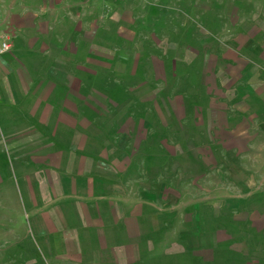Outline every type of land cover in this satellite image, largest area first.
Masks as SVG:
<instances>
[{"label":"rangeland","instance_id":"rangeland-1","mask_svg":"<svg viewBox=\"0 0 264 264\" xmlns=\"http://www.w3.org/2000/svg\"><path fill=\"white\" fill-rule=\"evenodd\" d=\"M24 3L0 0V27L12 26L13 14L27 9L37 26L55 21L59 7L78 8L84 42L93 35L100 53L113 44L112 65L121 71L145 68L161 78L147 80L145 95L98 101L116 106V125L127 113L142 123L131 133L129 151L141 152L148 186L173 203L162 207L163 235L174 240L178 233L173 249L187 248L173 257L175 264H264V0H226L220 16L145 14L157 10L153 0H30L29 8H20ZM66 14L60 21L73 22ZM67 39L73 41L69 30ZM123 47L132 57L141 51L147 62H122ZM173 48L189 62L175 61ZM108 65L101 62L99 70ZM210 109L227 116V130L243 132L244 139L219 143L224 135L210 131ZM10 145L0 143V264H42L27 248L30 207ZM226 152H238L237 159ZM32 242L42 251L36 235Z\"/></svg>","mask_w":264,"mask_h":264},{"label":"crops","instance_id":"crops-1","mask_svg":"<svg viewBox=\"0 0 264 264\" xmlns=\"http://www.w3.org/2000/svg\"><path fill=\"white\" fill-rule=\"evenodd\" d=\"M21 1L25 3L20 8L30 7V0ZM153 4L155 12L145 13L141 7L142 13L220 16L226 10V0ZM58 11L55 21L35 26L27 9L13 14L12 26L0 27V37L11 44L9 52L0 55V143H11L21 169V187L30 207V255L42 264H175L173 257L185 255L187 248L173 249L178 233L174 240L163 235L162 207L173 203L148 186L141 152L129 151L131 133L142 123L127 113L116 125V106L109 109L98 101L104 95H145L147 80L160 77L156 72L148 75L145 68L121 71L112 65L113 44L100 53L93 35L84 42L81 9L62 6ZM68 11L73 20L69 24L60 21ZM67 30L73 41L67 39ZM172 50L175 61L189 62L177 58V48ZM121 51L126 58L122 62H147L141 51L135 57L128 48ZM103 61L110 65L99 70ZM208 116L210 131L225 136L218 137L219 143L244 139L243 132L235 131L238 125L235 134L227 130V116L214 109ZM234 167L239 169L236 163ZM34 235L42 251L32 242Z\"/></svg>","mask_w":264,"mask_h":264},{"label":"built area","instance_id":"built-area-1","mask_svg":"<svg viewBox=\"0 0 264 264\" xmlns=\"http://www.w3.org/2000/svg\"><path fill=\"white\" fill-rule=\"evenodd\" d=\"M10 48H11V44L9 40L7 38L0 37V55H3L9 52Z\"/></svg>","mask_w":264,"mask_h":264}]
</instances>
